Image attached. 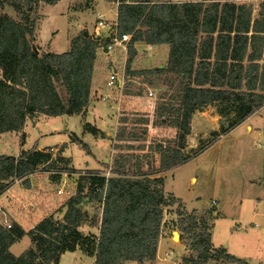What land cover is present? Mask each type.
<instances>
[{"label":"trees","instance_id":"trees-1","mask_svg":"<svg viewBox=\"0 0 264 264\" xmlns=\"http://www.w3.org/2000/svg\"><path fill=\"white\" fill-rule=\"evenodd\" d=\"M58 1L0 0V5H9L18 15L14 19L0 14V133L20 131L26 117L37 113L58 116L79 112L92 95L96 52L110 43L108 39L93 38L83 29L71 38L67 51L40 55L33 44L38 8ZM117 29L118 34L130 35L126 74L141 75L149 82L146 77L160 76L172 91L155 107L158 119L153 125L172 127L175 135L166 144L154 145L156 165L154 159H148L149 153H130L149 146L134 147L128 134L118 133L113 145L117 153L109 172L72 167L56 170L57 159L70 160L61 150L56 159L51 152L36 148L22 150L17 156L0 154V195L17 181L28 187L29 177L42 170L77 175L76 189L66 199L61 219L43 216L30 230L14 220L10 226L0 221V264H57L62 253L76 248L95 256L94 264H143L154 259L165 209L175 203L177 227L185 233L188 250L195 254L182 257V264L219 260L248 264L224 247L213 246L210 220L214 215L208 218L206 210L187 211L179 199L165 195L164 178L159 174L197 157L264 105V1L254 17L250 6L233 0L207 4L121 0ZM136 42L167 44L166 64L130 73ZM124 93L131 91L125 89ZM207 105L215 106L222 118L220 126L188 153L186 138L192 115ZM84 130L94 135L101 132L89 123L84 124ZM70 139L87 148L75 134ZM138 139L135 135L134 140ZM43 165L46 169L40 168ZM86 200L98 203L99 217L90 216L97 235L79 230L88 220L83 210ZM24 235L29 236L31 245L19 255L13 254L10 246Z\"/></svg>","mask_w":264,"mask_h":264},{"label":"rangeland","instance_id":"rangeland-1","mask_svg":"<svg viewBox=\"0 0 264 264\" xmlns=\"http://www.w3.org/2000/svg\"><path fill=\"white\" fill-rule=\"evenodd\" d=\"M176 1H203L207 4L212 0ZM233 1L250 6L253 16L257 17L264 0ZM58 2L57 5L48 7V4H42L37 10L38 19L35 25V41L33 44L37 47L36 51L40 55L48 51L55 53L67 51L70 48L71 38L83 29H86L93 38L108 39L110 43H113L111 38L118 35L115 0H59ZM99 13H104L101 18L111 27L101 28L96 33L95 25L99 19ZM0 14H7L14 19H18L16 11L7 4L0 5ZM53 31L56 34L51 38ZM125 44L126 48L116 44L111 50L105 49L106 46H100L97 49L92 73L94 83L92 97L95 100L98 99L95 101L96 109L93 110L91 107L85 116H63L64 120L40 119L35 127L28 123L25 148L56 145L52 148L45 147L42 150L51 152L54 159L58 158L57 155L61 150V155L69 156L72 159L69 158V161H66L65 158V160L57 159L55 163L56 170L66 167L84 168V170L100 167L96 169L109 172L113 158L117 153V150L113 149V145L117 141L116 135L124 132V134L131 137L129 142L134 147L145 145V148H147L149 146L144 151L130 150V153L132 152L135 155L149 153L151 156H148V159H154L156 165L158 164V154L153 152V147L156 143L166 144L170 141L175 135V129L169 126L153 125V122L158 119L154 114V109L164 102L172 91H169L168 85L161 80L163 78L160 76L150 75L146 77L150 79L149 82L141 75L126 74L129 43ZM134 47L135 54L129 66L130 73L142 69H153L157 66L163 67L167 62V44L148 46L144 42H136ZM113 70H116L117 78L121 79L122 86H118L117 81H115L113 86L107 87L106 83ZM125 89L131 91V94H125ZM104 91H111L109 99L102 98V96H105V93H102ZM138 91L141 92L140 95L134 94ZM149 92L152 93V96L148 95ZM111 102L115 103L113 108L109 106ZM214 109L216 110L215 106L211 105L210 107L207 105L194 112V116L192 115L190 121V127H193V131L191 130V134L188 136L190 143L199 141L201 133L198 131L197 126L203 119L214 120L212 119ZM102 118L108 119L110 123L103 124L100 121ZM84 120L92 124L96 123L97 127L104 128V131L109 134L100 132L102 129L99 128L100 133L98 132L99 134L96 136H101V133H104L105 136L101 137L103 140L101 141L90 132L82 133ZM38 130L45 134L39 141L37 140ZM72 133L76 135L80 142L87 143V150L78 143L71 141L70 135ZM240 133L244 135L243 132ZM135 135L139 138L138 140H134ZM207 138H209V135ZM246 140L249 141L248 145L252 146L254 152L260 148V143L264 142V135L261 133V136L254 137L252 134L249 138L246 136ZM253 140L256 142H253ZM98 142L99 144H97ZM201 145L202 143L198 142L196 148ZM240 146L241 144H239L234 155L232 151L233 135H223L200 155L177 168L173 177L168 178L167 186L169 188L173 186V189L182 197L187 209L200 211L204 209L201 213L206 210L210 214L208 218L211 215L213 216V208L207 210V207L212 200L211 198L217 197L220 201V203L218 201V206L221 204L224 215L219 214L213 219L212 242L219 247L227 244L229 253L235 255V257L246 259L248 264H264V168L260 163L259 169H255L252 173L253 178L246 180L242 173L245 170L247 156L252 157V149L248 154H245L243 149L239 150ZM18 148L19 138H14L13 134L9 133L0 136V153L16 152ZM190 149L187 150L188 153H190ZM40 168H45V165ZM167 171H163L159 175L164 176ZM37 173L33 180L29 179L32 183L29 190L24 191L21 186L12 188L4 198L0 199V221L2 223H5L3 221L5 219L8 223L13 221L12 216L2 213V211L6 212L9 208L11 209L9 210L11 215L17 217L20 214L19 220L26 230H30L43 216L53 215L57 219L63 217L66 210L64 207L65 202L69 196L58 194L57 189H70L74 193L77 175H58L57 171L44 172V170ZM191 176L196 177L193 183L190 181ZM97 206L98 203L95 201L88 202L86 200L83 204V210L88 213V220L81 227L82 233L92 235L88 229H91L93 233L96 232L97 227L90 225V216L99 217ZM177 211V203L165 209L162 225L163 237L167 238L166 241L169 242L170 246H164V249L159 251L157 245L154 259L143 264H166L168 259L182 264V257L195 255L188 250L187 245L184 243L185 233L177 227L179 217ZM173 231L178 232V237H173ZM30 245L29 236L24 235L20 241L13 245L12 253L19 255ZM169 251H172V255L166 258L165 253ZM65 259L69 261L68 258ZM81 264H92L91 259L86 257L81 261ZM125 264L138 263L131 261ZM208 264L236 263L219 260L217 262L209 261Z\"/></svg>","mask_w":264,"mask_h":264},{"label":"crops","instance_id":"crops-1","mask_svg":"<svg viewBox=\"0 0 264 264\" xmlns=\"http://www.w3.org/2000/svg\"><path fill=\"white\" fill-rule=\"evenodd\" d=\"M59 3V2H58ZM58 3H56V4H54V5H57ZM54 5H47V7L48 6H54ZM100 14H102V15H104V13H99V15ZM116 19H117V13H116ZM52 35H51V38H52V36H54V34H56V32L55 31H53L52 33H51ZM148 45V44H147ZM48 52H52V51H48ZM57 53V52H56ZM93 80H92V86H93ZM118 85H121V82H120V80L118 79ZM122 86V85H121ZM102 93H105L104 95L105 96H108V99H109V97L111 96V91H104V92H102ZM98 99H93V97H92V95H91V97H90V99H89V101H88V103H87V105L84 107V108H82V110H80L79 112H76V113H73V114H62V115H58V116H48V115H44V114H34V115H32V116H29V117H26V119H25V122H24V126H23V128L20 130V131H7V132H3V133H0V136H3L4 134H13V136H14V138H19V148H18V150L16 151V152H1L0 154H6V155H13V156H17L22 150H28V149H31V148H25V145H26V139H27V135H28V133H27V131H26V127H27V125H28V123H31V125L32 126H36V124L38 123V121L40 120V119H48V118H54V119H56V120H64L63 119V116H72V115H81V116H85L86 114H87V112H88V110L92 107V109L94 110V109H96V104H95V101H97ZM110 108H113L114 106H115V103L113 104V102H111L110 103ZM210 107H211V105H209ZM204 111V110H203ZM203 111H202V113H203ZM96 112H98V110H96ZM113 113H114V111H113ZM112 116V115H111ZM194 116V115H193ZM192 116V117H193ZM109 117V116H108ZM113 117V116H112ZM217 118V119H216ZM203 119V118H202ZM212 119H214L213 121H210V120H206V119H203L200 123H199V126H197V129H198V131L201 133V135L199 136V140L200 139H205V138H207L208 137V135L210 134V132L211 131H214V130H218V128H219V126H220V123H219V121H220V119H221V117L217 114V112H216V110L214 109V115H213V118ZM100 121H102V123L103 124H109L110 122H109V120L108 119H105V118H102ZM113 121H114V119H113ZM86 123H89V124H91V125H93V126H95L97 129H99L100 127H97L96 126V123L95 124H92V123H90V122H88V121H86V120H84L83 121V123H82V133H85V132H88V131H86V130H84V124H86ZM207 124V125H206ZM206 125V126H205ZM65 126V125H64ZM107 126V125H106ZM66 127V126H65ZM100 129H102L101 130V132H105L104 130V128H100ZM99 129V130H100ZM191 130L193 131V127H191ZM240 132H243L244 133V135L243 134H241ZM261 133H263V135H264V105L258 110V111H256V112H254L253 114H251L248 118H246L245 120H243L242 122H240L238 125H236L233 129H231L228 133H227V136L228 135H233V153H234V155L236 154V152H237V149H238V146H239V144H241V146H240V148H239V150L241 151L242 149H243V151H244V153L245 154H248L249 153V151H250V149H252V146H250V144L248 145V140H246V136H248V138H249V136L250 135H254V137H259V136H261ZM38 134H39V136H38V138H37V140L39 141L45 134H43L40 130H38ZM92 134V133H91ZM105 134H109V133H106L105 132ZM191 133H189L188 135H187V141H186V143H187V147H186V151L189 149V148H191V149H194V148H196V146H197V143L199 142H193V143H190L189 142V140H188V136L190 135ZM94 135V134H93ZM94 137H96V138H99V140H101V141H103L102 140V136H96V135H94ZM102 137V138H101ZM105 137V136H104ZM98 140V141H99ZM255 140V139H254ZM253 140V142H256V141H254ZM258 143H260L259 141H258ZM87 144V143H86ZM97 144H99V142L97 143ZM261 145H259L260 146V148H258V149H256V151H254L253 152V149L251 150V153H252V157H249V156H247L248 158H247V160H246V166H245V170H244V172L242 173L243 174V176H244V178L246 179V180H250L251 178H253V176H252V173H254V171H255V169H259V164L261 163L262 164V166H263V158H264V142L263 143H260ZM56 145H54V146H44V147H41V146H37V148L36 149H40V150H42V149H44L45 147H55ZM105 146H106V143H105ZM32 148H34V147H32ZM63 153H64V150H63ZM63 156H66V155H63ZM94 156H95V154H94ZM66 157H69V156H66ZM70 159H71V157H69ZM101 158H104V157H101ZM100 158V159H101ZM72 160V159H71ZM99 160V159H98ZM255 162V163H254ZM181 166V165H180ZM180 166H178V167H175V168H173L171 171H167L165 174H164V176H163V178H164V193H165V195H173L175 198H177V199H179V201L184 205V203H183V199H182V197L176 192V190H174L173 189V186H171L170 188L167 186V183H168V178L170 177V176H172L173 177V175H174V173L176 172V169L177 168H179ZM75 168V167H74ZM96 168H100V167H93V169H96ZM78 169H81V168H78ZM82 169H84V168H82ZM88 169H92V168H88ZM38 173H34V174H32L30 177H29V179L30 180H33V178L37 175ZM194 180H196V177L195 176H191L190 177V181L193 183L194 182ZM173 182V181H172ZM31 181H29V186L28 187H25V186H23L19 181H17L15 184H13L7 191H5L2 195H0V199H2V198H4L6 195H7V193L8 192H10V190L13 188H16V187H19V186H21L22 187V189L24 190V191H26V190H29V187L31 186ZM215 197H213V198H211L212 200H214L215 201V205L213 206V211H212V213H213V215H214V217L210 220V222L211 223H213V219L215 218V217H217L219 214H222V215H224V213L222 212L223 211V207L221 206V204H219V206H218V201H219V199L216 197L215 199H214ZM219 203H220V201H219ZM210 205V204H209ZM209 205H208V207L207 208H209ZM65 207V206H64ZM184 207H185V205H184ZM66 208V207H65ZM186 208V207H185ZM9 210H11L10 208L9 209H7V211L5 212V211H2V213H5L7 216H12L13 217V220L14 221H16V222H18L19 224H21V222H20V220H19V218L21 217L20 216V214L16 217V216H13V215H11V213H10V211ZM186 210L187 211H191V210H189V209H187L186 208ZM192 210H196V211H198V212H201L202 210H204V209H202L201 211L200 210H197V209H192ZM4 214V215H5ZM41 217H42V215H41ZM3 221H6V219L5 220H3ZM22 225V224H21ZM85 224H82L80 227H79V230L80 231H82V226H84ZM23 226V225H22ZM91 227V226H90ZM212 228V227H211ZM92 234H95V235H97L98 234V229L96 228V232L94 231V233H93V231L91 230V229H88ZM264 232V231H263ZM173 234H174V231H173ZM163 235H164V230H163V226H162V229H161V234H160V237H159V243H158V250L160 251V250H163L164 249V246H167V247H169L170 245H169V242L168 241H166V239L167 238H165V237H163ZM174 236V235H173ZM23 238V237H22ZM21 238V239H22ZM20 241V240H19ZM211 242H212V240H211ZM16 243V242H15ZM14 243V244H15ZM14 244H12L11 246H10V251L12 252V247H13V245ZM178 244H182V243H178ZM212 244H213V246L214 247H219V246H217V245H215L213 242H212ZM223 247L226 249V251L229 253V251H228V245L227 244H225V245H223ZM231 254V253H230ZM16 255V254H15ZM233 255V254H232ZM235 256V255H234ZM86 257H89L90 259H91V263L92 264H94L95 263V256H89V255H87L86 253H84L82 250H80L79 248H76L74 251H65L64 253H62L61 255H60V258H59V262L57 263V264H81V261H83ZM65 258H68L69 259V261H67V259H65ZM169 258V257H168ZM239 258V257H238ZM242 259V258H241ZM246 260V259H245ZM247 261V260H246ZM127 262H131V261H126V262H124V264L125 263H127ZM133 262V261H132ZM248 262V261H247ZM170 263H176V264H178V262L177 261H169V259H168V261L166 262V264H170Z\"/></svg>","mask_w":264,"mask_h":264},{"label":"built area","instance_id":"built-area-1","mask_svg":"<svg viewBox=\"0 0 264 264\" xmlns=\"http://www.w3.org/2000/svg\"><path fill=\"white\" fill-rule=\"evenodd\" d=\"M126 2H131L133 0H123ZM121 2V0H115V4L118 5ZM101 17H103L102 14L99 15V19L96 21V25H95V32L98 33V30L104 27H111L110 24H108L107 22H105ZM111 40L113 41V43H109L106 46L107 50H111L114 46H116V44L122 45L123 48H126V44L128 43L130 40V35L127 33H120L117 36H113L111 38ZM148 46H150V44H148ZM120 82L121 79H119ZM115 81H117V85H118V78H117V73L116 70H113L112 73L109 75L108 81L106 83L107 87H111L114 85ZM121 86V85H118ZM149 96H152V93L149 92L148 94ZM102 98L104 99H108V96H102ZM57 193L58 194H63L66 195L67 197L70 196L72 194V192L70 191V189H65V188H59L57 189ZM215 205V201L211 200L209 207H213ZM6 226H10L8 222L4 221ZM172 255V251L166 252L165 253V257L168 258Z\"/></svg>","mask_w":264,"mask_h":264},{"label":"water","instance_id":"water-1","mask_svg":"<svg viewBox=\"0 0 264 264\" xmlns=\"http://www.w3.org/2000/svg\"><path fill=\"white\" fill-rule=\"evenodd\" d=\"M173 235H174L173 237H178V232L177 231H174V234Z\"/></svg>","mask_w":264,"mask_h":264}]
</instances>
